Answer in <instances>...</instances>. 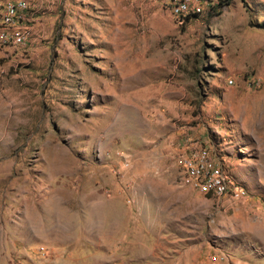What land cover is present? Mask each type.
Segmentation results:
<instances>
[{
	"label": "rangeland",
	"instance_id": "rangeland-1",
	"mask_svg": "<svg viewBox=\"0 0 264 264\" xmlns=\"http://www.w3.org/2000/svg\"><path fill=\"white\" fill-rule=\"evenodd\" d=\"M26 1L29 42L0 52V264H264V0L183 23ZM192 147L248 196L192 188Z\"/></svg>",
	"mask_w": 264,
	"mask_h": 264
},
{
	"label": "bare ground",
	"instance_id": "bare-ground-1",
	"mask_svg": "<svg viewBox=\"0 0 264 264\" xmlns=\"http://www.w3.org/2000/svg\"><path fill=\"white\" fill-rule=\"evenodd\" d=\"M209 4L210 0H167L168 11L177 23L202 14ZM32 10L26 0L5 1L0 5V52H10L29 42ZM0 72H3L1 66ZM187 149L182 156L181 167L186 182L192 188L212 196L217 207L225 200L236 203L248 196L244 187L222 165L211 159L206 148Z\"/></svg>",
	"mask_w": 264,
	"mask_h": 264
},
{
	"label": "trees",
	"instance_id": "trees-1",
	"mask_svg": "<svg viewBox=\"0 0 264 264\" xmlns=\"http://www.w3.org/2000/svg\"><path fill=\"white\" fill-rule=\"evenodd\" d=\"M229 0H225V4H227V2H228ZM187 20V18H185V20H183L182 22H180V23H183L184 21H186ZM179 23V22H178Z\"/></svg>",
	"mask_w": 264,
	"mask_h": 264
}]
</instances>
